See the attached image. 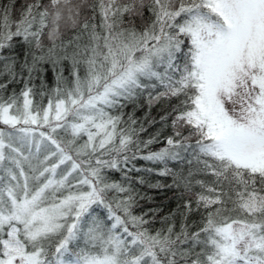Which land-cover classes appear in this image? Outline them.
Segmentation results:
<instances>
[{"label": "snow or ice", "instance_id": "obj_1", "mask_svg": "<svg viewBox=\"0 0 264 264\" xmlns=\"http://www.w3.org/2000/svg\"><path fill=\"white\" fill-rule=\"evenodd\" d=\"M12 8L0 7V75L28 78L19 96L0 97V123L13 129L0 130V264H264V0H33L18 20ZM16 42L27 49L19 73L4 55ZM66 60L74 87L55 89L54 108L34 109L33 73ZM145 92L149 108L179 101L160 118L172 116L167 146L139 157L164 164L158 174L187 194L179 232L153 233L147 213H134L128 172L139 169L125 168L156 137L141 141L132 115L118 131L122 114L105 111ZM34 125L49 131L37 138ZM189 150L210 179L167 167Z\"/></svg>", "mask_w": 264, "mask_h": 264}, {"label": "trees", "instance_id": "obj_2", "mask_svg": "<svg viewBox=\"0 0 264 264\" xmlns=\"http://www.w3.org/2000/svg\"><path fill=\"white\" fill-rule=\"evenodd\" d=\"M33 0H0V7L4 5L12 4V18L18 20L21 15V11L28 3H32ZM43 3H47L48 0H42ZM120 2H127V0H120ZM150 13L145 12V16H149ZM127 19V17H126ZM99 22V10L97 8V23ZM139 24V21H137ZM86 39V38H85ZM83 42V41H82ZM187 51V49H185ZM27 49L23 46L22 43L16 42L13 47L9 50H6L4 55L15 57L17 60L16 72H20V64L23 63ZM29 62L31 57H28ZM4 61L0 60V71H3ZM42 71L33 73V77L29 82V86L33 89V94L30 97L33 100L34 109H43L51 100L52 103L56 102L57 94L55 89L59 86L61 89H70L74 87V77L72 76V65L70 61H62L61 64L57 65L56 68H53L51 63H45L41 65ZM163 71V68L158 69ZM62 74L63 80L59 83L57 82V76ZM79 75L83 78L86 75V66L81 64L79 66ZM28 73L25 71L23 75H17L15 81L8 83L10 79L7 75H0V83H6L7 88L0 90V97L3 100H7L9 96H12L15 93L19 96L21 90L25 86L27 81ZM162 88H157L156 91H162ZM155 94V93H153ZM61 99L65 98L63 93L60 94ZM22 98L19 103L22 105ZM121 103L125 106L121 109L117 108H105V111L109 112L113 116L121 115L122 120L117 126L118 131L120 129H127L129 115H132L133 118L137 121L134 127L139 128L141 125L144 127V131L139 132V139L141 141H147L151 137H156V142L144 147L143 144L140 146V151L137 153V159L130 161L125 168V171L128 169H139V171H129L128 175L132 178V185L135 190L139 193L137 197L138 205L134 208V213L136 215H143L147 213L145 219L149 220L150 231L155 233L159 230H166L170 225H174V230L179 232L181 223L183 222V217L181 213L184 212L183 204L184 200L187 198V194L183 192L182 189L175 187H169L172 184L171 176H161L159 171L164 168V164L155 163L140 159L142 155H146L150 151H159L160 149L167 146L166 138L169 135H172L171 128V119L172 116H168L167 124L161 121V117L167 115L171 112L172 106L179 103L177 98H171V100L162 99L159 103L154 104L149 108L147 103V92L139 96L135 102L121 100ZM69 121L76 122L75 118L72 116L68 117ZM0 130L3 131H13V129L8 126H1ZM45 130V129H44ZM49 131V130H48ZM35 133H38L35 131ZM187 134V130H185ZM57 139L67 141L72 137L70 134H66L63 129H57L55 134ZM39 136V133L37 134ZM86 136H82L77 143L81 144L86 140ZM191 143H194V138ZM135 150V149H134ZM100 153L97 152L96 156H99ZM131 155V153H129ZM181 155L184 157L181 161H168L167 167L176 172H183L184 175H187L189 170L193 172V180L195 179H210V177H205L202 173L197 172V168L201 165H197L196 161L189 152H182ZM102 159H108L109 157L103 156ZM81 159H87L82 157ZM95 157H93L94 163ZM191 160L192 163L189 164L188 161ZM70 165H62L61 168H67ZM121 167H124L121 165ZM152 169V171H147ZM59 171V170H58ZM106 173L110 180L122 181V173L115 170H106ZM79 173H73V176L70 177L71 183L76 184V178ZM138 178H143L145 183L140 184L137 182ZM159 184L160 187H150L149 185ZM75 190V188H73ZM196 190H199L198 188ZM66 194V193H65ZM117 195L115 193H109V197ZM96 214L106 216V213L103 209L97 208ZM201 219L200 213L193 211L189 216L187 223L189 225L199 224Z\"/></svg>", "mask_w": 264, "mask_h": 264}, {"label": "rangeland", "instance_id": "obj_3", "mask_svg": "<svg viewBox=\"0 0 264 264\" xmlns=\"http://www.w3.org/2000/svg\"><path fill=\"white\" fill-rule=\"evenodd\" d=\"M54 105H55V103H53V108H54ZM48 106V105H47ZM47 106L45 107V108H47ZM54 114V113H53ZM53 123H56L55 121H53ZM62 123V122H61ZM1 126H7V125H4V124H2V123H0V127ZM34 129H35V131H37L38 133L40 132V131H48L49 129L46 127V126H44V127H38V126H32ZM45 129V130H44ZM93 131H95V129H93ZM5 132H9V131H6L5 130ZM38 133H35V135H36V137L37 138H39V136H37V134ZM16 135H19V133H16ZM33 151H35V148H33Z\"/></svg>", "mask_w": 264, "mask_h": 264}]
</instances>
